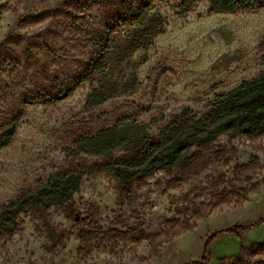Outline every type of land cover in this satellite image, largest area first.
I'll list each match as a JSON object with an SVG mask.
<instances>
[{"label":"rangeland","instance_id":"1","mask_svg":"<svg viewBox=\"0 0 264 264\" xmlns=\"http://www.w3.org/2000/svg\"><path fill=\"white\" fill-rule=\"evenodd\" d=\"M115 4L0 0V124L13 117L17 126L0 149V208L60 169L102 161L70 154L78 136L113 125L156 136L174 116H205L217 94L264 72V8L211 13L209 0H153L146 20L114 38L105 68L113 97L88 104L97 84H85L56 104L26 103L79 72L101 9ZM139 34L147 40L135 47ZM227 149L226 162L176 188L157 174L125 205L110 174L84 177L77 210L95 207L97 225L121 235L79 250L81 225L52 208L43 222L22 216L0 239V264H186L206 255L204 241L218 230L207 264H264V135L233 139ZM235 225L244 227L223 230Z\"/></svg>","mask_w":264,"mask_h":264},{"label":"trees","instance_id":"2","mask_svg":"<svg viewBox=\"0 0 264 264\" xmlns=\"http://www.w3.org/2000/svg\"><path fill=\"white\" fill-rule=\"evenodd\" d=\"M115 1L114 7L107 11L101 9L98 15L101 23L89 41L91 54L79 62V72L72 78L56 82L51 92L28 96L26 103L56 104L85 84H97L88 95V104L98 105L114 96L115 88L107 85L105 73L114 38L122 29L146 20L153 0ZM261 8H264V0H209L207 11L233 14ZM138 37L132 41L135 47L147 40L145 35L139 34ZM208 107V113L202 117L196 118L188 110L174 116L156 136L147 135L142 126L132 129L116 125L78 136L73 149L69 151L71 155L85 154L103 160L91 165L60 169L34 189L22 192L15 200L4 204L0 208V239L19 229L22 216L43 222L52 208L81 225L79 250L85 247L92 249L95 242L100 244L106 238L121 235L117 228L104 230L97 225L99 213L95 207H90L87 213L77 210L74 195L79 191L82 179L102 173L110 174L115 181L116 201L119 205H125L132 202L142 186L159 173L169 177L168 187L176 188L210 166L226 162L227 146L233 139H254L264 135V72L217 94L208 102ZM16 129V119L13 117L0 124V149L12 143ZM117 152L124 155L113 157ZM221 202L229 203L225 199ZM208 208L211 210L213 205ZM243 227L235 225L223 230L234 231ZM219 231L208 235L204 241L203 251L206 255L199 261L186 264H207L209 253L206 247Z\"/></svg>","mask_w":264,"mask_h":264}]
</instances>
